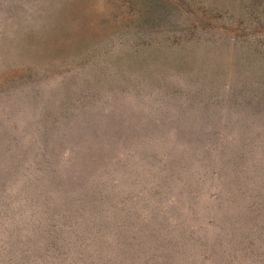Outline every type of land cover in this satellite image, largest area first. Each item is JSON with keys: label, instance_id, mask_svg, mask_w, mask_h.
<instances>
[{"label": "rangeland", "instance_id": "374dc122", "mask_svg": "<svg viewBox=\"0 0 264 264\" xmlns=\"http://www.w3.org/2000/svg\"><path fill=\"white\" fill-rule=\"evenodd\" d=\"M0 264H264V0H0Z\"/></svg>", "mask_w": 264, "mask_h": 264}]
</instances>
